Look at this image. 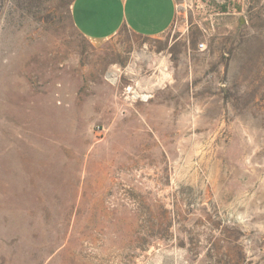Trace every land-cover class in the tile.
I'll return each mask as SVG.
<instances>
[{
	"label": "rangeland",
	"instance_id": "374dc122",
	"mask_svg": "<svg viewBox=\"0 0 264 264\" xmlns=\"http://www.w3.org/2000/svg\"><path fill=\"white\" fill-rule=\"evenodd\" d=\"M72 2L0 0V264H264V0L103 41Z\"/></svg>",
	"mask_w": 264,
	"mask_h": 264
},
{
	"label": "crops",
	"instance_id": "0c3cea01",
	"mask_svg": "<svg viewBox=\"0 0 264 264\" xmlns=\"http://www.w3.org/2000/svg\"><path fill=\"white\" fill-rule=\"evenodd\" d=\"M177 15V0H73L70 10L74 28L91 41L108 40L122 30L157 39Z\"/></svg>",
	"mask_w": 264,
	"mask_h": 264
},
{
	"label": "bare ground",
	"instance_id": "6f19581e",
	"mask_svg": "<svg viewBox=\"0 0 264 264\" xmlns=\"http://www.w3.org/2000/svg\"><path fill=\"white\" fill-rule=\"evenodd\" d=\"M160 70V69H159ZM115 75V74H114ZM110 80L112 81V82H116V77L115 76H113L112 78H110ZM136 97H142L143 99H146L147 100V98H149V95H148V93H142V94H140V93H137V92H135V95H134V98H136ZM141 98V99H142ZM142 99V100H143Z\"/></svg>",
	"mask_w": 264,
	"mask_h": 264
},
{
	"label": "built area",
	"instance_id": "2783aa9c",
	"mask_svg": "<svg viewBox=\"0 0 264 264\" xmlns=\"http://www.w3.org/2000/svg\"><path fill=\"white\" fill-rule=\"evenodd\" d=\"M199 47H200L201 49H204V48H205V44H204V43H201V44H199Z\"/></svg>",
	"mask_w": 264,
	"mask_h": 264
}]
</instances>
